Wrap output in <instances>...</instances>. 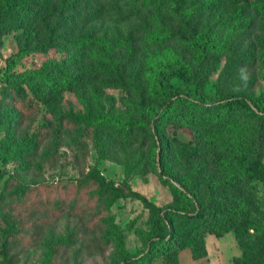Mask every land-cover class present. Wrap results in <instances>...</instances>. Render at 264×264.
Here are the masks:
<instances>
[{"label":"trees","instance_id":"trees-1","mask_svg":"<svg viewBox=\"0 0 264 264\" xmlns=\"http://www.w3.org/2000/svg\"><path fill=\"white\" fill-rule=\"evenodd\" d=\"M90 1L71 0L70 8L74 14H79ZM172 1L142 0V4L154 6L159 13ZM223 1L196 0L179 10L182 26L177 34L191 45L198 61L207 52L228 50L230 35L238 31L246 19L243 10L236 8L219 25L198 29L200 14ZM244 1L245 9L264 15V0ZM98 16V12L91 14L92 19ZM52 17L51 0H0V44L3 33L21 28L34 35ZM173 36V32L162 28H151L144 35L151 48L136 71L142 80L145 101L138 103L131 93L125 92L119 105L109 101L105 111L88 121L96 128L111 129L121 137L136 138L135 132L141 131L139 142L142 144L150 139L149 163L158 168L171 196L168 204L159 207L125 182L123 187L119 186L98 170L86 173V177L110 193L112 200L132 196L148 210L152 233L144 249L124 255L115 253L114 264H150L152 259L165 255L174 261L166 264H177V252L181 248L188 247L192 258L203 256L206 254L205 234L221 235L229 230L241 253L235 257V264H264V233L251 234L248 230L255 228L250 216L251 181L264 182V91L254 96L235 90L220 96L206 93L191 61L179 50L164 44ZM136 41L131 39L126 43L130 55L136 50ZM94 43L91 32L71 37L65 40V48L72 50L71 53L67 52L62 58H46L38 66L20 71H11L9 67L18 61L23 50L10 55L7 68L0 75L5 82L0 97V129L4 132L0 136L2 163L14 158L20 167L27 168L36 157L41 140L59 134L62 127L72 126L80 119L81 116L71 110L56 113L46 110L37 128L30 133L27 128L18 127L36 103L51 106L63 91L75 90L88 79L87 69L74 65V58L89 51ZM104 56L112 67L120 62V50L110 42ZM237 61L240 60L234 58L229 65ZM231 69L226 67L228 72ZM175 75L193 84L195 95L172 89L170 79ZM169 126L186 127L190 139L177 138L169 132ZM9 178L4 180L0 202L12 198L15 206L0 209L5 235L1 246L5 261L12 264L10 246L21 238V228L32 229L31 233L24 234L26 241L33 242L38 229L47 222L45 208L55 212L65 205L77 209L80 195L69 198L64 190L41 196L35 191L32 199L23 200L33 190L23 186L12 189ZM68 242L69 239L58 240L53 249Z\"/></svg>","mask_w":264,"mask_h":264},{"label":"rangeland","instance_id":"rangeland-1","mask_svg":"<svg viewBox=\"0 0 264 264\" xmlns=\"http://www.w3.org/2000/svg\"><path fill=\"white\" fill-rule=\"evenodd\" d=\"M70 1L51 0L53 17L34 35L21 28L1 35L0 75L7 68L10 55L19 50H23V54L9 67L11 71L36 67L46 58H62L67 52L71 53L72 50L65 48L66 39L89 32L95 37L91 49L74 58V65L87 69L88 79L75 90L63 91L51 106L36 103L18 127L27 128L30 133L37 128L46 110L49 113L71 110L79 114L80 119L72 126L62 127L59 134L41 140L36 157L27 168L20 167L14 158L5 163L0 160V192L5 178L10 177L8 184L12 189L23 186L33 190L23 200L32 199L35 191L41 196L64 190L69 198L80 195L77 209L65 205L55 212L45 208L47 222L38 229L33 242L25 239V234L32 229L21 228V238L10 246L12 264H114L115 253L124 255L144 249L152 233L147 208L132 196L112 200L110 193L98 187L86 173L98 170L119 186L123 187L125 182L159 207L170 201L167 182L160 178L158 168L149 163L150 139L142 144L139 142L141 131L135 132L136 138L121 137L111 129L96 128L88 123L107 109L109 101L119 105L125 92L131 93L138 103L145 101L142 80L136 70L151 48L144 40L151 28L173 32L174 36L164 44L179 50L191 61L202 78L206 93L220 96L235 90L254 96L264 91V15L245 9L244 0H224L204 10L197 18V28L203 29L219 25L236 8L246 15L240 29L230 35L229 49L207 52L200 61L192 54L191 45L177 34L182 26L179 10L196 0H173L159 13L154 6L142 4V0H91L85 4L86 10L79 14L73 13ZM95 12L100 16L92 19L91 14ZM131 39H137L132 55L126 46ZM108 42L120 50V62L115 67L110 66L104 56ZM234 58L240 61L229 65ZM226 67L232 69L228 72ZM4 87L5 82L0 79V97ZM170 87L195 95L194 85L184 82L178 75L170 79ZM169 132L179 139H190L186 127L169 126ZM3 133L0 129V136ZM262 161L264 163V149ZM251 193L250 216L255 228L248 230L251 234H261L264 233V182L252 180ZM14 201L3 199L0 209L15 206ZM91 223H95L94 226ZM4 236V222L0 216V264H8L2 253ZM232 236L235 240L231 230L221 235L206 233L203 237L206 254L192 258L188 247L181 248L177 252V264H235V257L241 253L237 243L233 244ZM61 239H69V242L54 250V244ZM170 260L174 262L165 255L152 259L150 264H166Z\"/></svg>","mask_w":264,"mask_h":264},{"label":"crops","instance_id":"crops-1","mask_svg":"<svg viewBox=\"0 0 264 264\" xmlns=\"http://www.w3.org/2000/svg\"><path fill=\"white\" fill-rule=\"evenodd\" d=\"M233 235H234V234H233ZM232 240H233V244L236 245V242H235V240L233 239V236H232Z\"/></svg>","mask_w":264,"mask_h":264}]
</instances>
